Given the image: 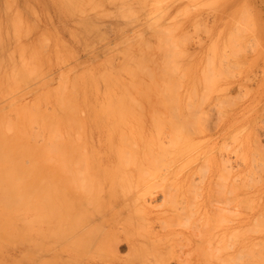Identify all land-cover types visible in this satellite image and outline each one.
Listing matches in <instances>:
<instances>
[{
  "label": "rangeland",
  "instance_id": "1",
  "mask_svg": "<svg viewBox=\"0 0 264 264\" xmlns=\"http://www.w3.org/2000/svg\"><path fill=\"white\" fill-rule=\"evenodd\" d=\"M263 113L264 0H0V264L43 263L44 257H40L41 251L35 247L36 227L29 221L33 219L30 218L33 202L37 196H47L52 183L57 186L63 184L61 187H65V192L56 186L63 190L62 195L65 196L68 190L72 197H79L74 198L80 203L75 199H72L74 203L70 201L73 205L77 203L75 209H81L79 206L88 197L90 201L92 196L97 197L95 195L110 199L107 203L112 205L105 211L106 218L111 217V220L98 229H101V234L113 236L114 239H105L107 241L122 240L117 256L121 257L120 260L128 255V241L145 244L146 239H155V242L161 239L159 243L153 242L156 258H165L170 254L183 264H264V253H261L262 259L258 257L262 262L257 257L258 260H249L247 255L246 260L235 258L239 251L237 246L242 241L239 242V231L245 226H255L253 222L254 225L251 222L247 225L246 220L247 217L251 220L257 208L253 204H260L261 198H264L260 195V191H264V185L261 187L264 182L259 181L260 175L264 177L263 166L262 169L259 167L261 173L256 170L258 177L252 170L258 169L255 168L256 163H252L255 160L248 162L255 158L261 161L259 166L264 165V159L259 158L264 151L259 150L255 155L252 153L255 150L251 152L254 133L261 132V128L264 130V122L261 121ZM248 142L252 143L249 145ZM253 147L255 149L256 145ZM258 152L262 153L259 155ZM122 153H127L124 154V161ZM243 153L246 156L252 153L250 156L255 157L249 156L250 159ZM62 156L67 163L62 162ZM241 156L245 157L247 164L244 158V163L240 164ZM242 165L247 168L244 170ZM95 166L98 167L95 169ZM249 166H252L251 169ZM75 167H79L76 172ZM66 169L73 171L67 172L66 176ZM247 169L255 174L252 178H260H255L258 184H254L259 194H251L254 189L251 192L250 187L253 186L249 187L251 193L246 192L245 185L253 183L252 179H246V174H249ZM243 170L247 173L239 175ZM80 172L83 177L77 175ZM73 173L78 178H75L79 182L78 193L77 183L71 176ZM234 177L239 180L238 184L249 183L240 186ZM220 178L222 181L219 183L224 181L221 187L215 185L219 184L215 179ZM231 178H234L236 185L233 184V189L237 192L231 191ZM189 180L193 182L188 186ZM203 184H209L205 187L206 192ZM198 185L202 186L201 190ZM87 186L91 189H88L89 194L84 193ZM165 187L167 191L162 189ZM71 188L77 194L71 192ZM174 190L178 194L173 193ZM144 191L145 194L142 193ZM161 191H171L172 195L165 193L166 197ZM69 196L63 198L68 200ZM170 196L174 200L183 196V200L177 198V203H169L173 199ZM242 196L247 198L248 205L251 202L247 201L255 196V200L252 199L255 203L251 205L252 209L255 208L253 211L251 208L249 211L248 208L242 209L244 200L238 210ZM164 197L169 198L166 200ZM233 197L235 199L232 200ZM220 198L227 201L226 205L230 201V205L227 207L224 202L220 203ZM188 199L192 204L190 208ZM92 202L88 203L94 205ZM98 202L95 204L98 206L97 213L100 208ZM84 204V208L91 209ZM68 205L64 207L68 209ZM177 205L182 206L180 210ZM183 205L188 207L184 206L189 209L184 212L189 215L182 212ZM217 206L225 208L223 213ZM137 207L143 212L136 213ZM94 209L90 210V214H97ZM216 209L224 219L221 216L216 218L217 214L213 216ZM69 210L68 224L78 218V222L82 223L81 218L87 217L81 212L82 217L70 213V218ZM175 210H179L178 214ZM241 210L252 211L251 216L248 212L240 213ZM239 213L244 217H240ZM173 218L175 220H171ZM177 218L181 219L180 222ZM26 220H29L28 223ZM65 221L68 222L67 219ZM165 221L171 229H165ZM98 222L95 224L98 225ZM180 223L182 225H178ZM188 223L191 224L188 226ZM67 228L64 235L70 230L67 231ZM84 228L86 225L79 228V232L71 229L75 234L78 232V237L86 231L82 230ZM260 228L251 230L254 238L258 235L254 230L260 231ZM250 230L246 228V231ZM246 233L244 236L249 235L248 238H242V235L241 239L253 242L252 232ZM57 235H51V239H58ZM93 240L64 239V251L53 262L84 264L93 256L94 247H90ZM71 241L73 246L69 245ZM149 244L143 247H151ZM54 245H51L53 249L59 247V244ZM223 245L226 250H223ZM218 246L222 247V252ZM143 251L141 255H145ZM233 252L236 253L232 256ZM147 255L145 264L151 259L148 260L150 255ZM107 256L104 258H113L111 254ZM141 258L133 264H140ZM146 258L143 257L144 260Z\"/></svg>",
  "mask_w": 264,
  "mask_h": 264
},
{
  "label": "bare ground",
  "instance_id": "2",
  "mask_svg": "<svg viewBox=\"0 0 264 264\" xmlns=\"http://www.w3.org/2000/svg\"><path fill=\"white\" fill-rule=\"evenodd\" d=\"M113 1H115V0H113ZM69 5H70V4H69ZM70 7H71V6H70ZM72 7L74 8V6H72ZM75 11H76V10H75ZM259 114H260V113H259ZM263 114H264V113H263ZM261 115H262V114H261ZM259 116H260V115H259ZM261 117H262V116H261ZM263 117H264V116H263ZM263 117H262V118H263ZM259 118H260V117H259ZM260 120H261V119H260ZM261 121L264 122V119L261 120ZM259 131H260V129H259ZM257 132H258V131H257ZM254 135H255V141H252L254 144L251 146L253 149L250 148L249 150L252 149L251 152L255 150V153L252 152V153L255 155V154L257 153V151H259V150H260V151H264V130H262V128H261V132H258V133H256V134L254 133ZM254 135H253V136H254ZM179 136H180V135H179ZM181 137H182V136H181ZM177 138H178V137H177ZM248 138H249V137H248ZM180 139H181V138H180ZM252 139H253V138L251 137V140H252ZM253 140H254V139H253ZM249 142H250V141H249ZM249 142H248V144H249ZM252 142H251V143H252ZM251 143H250V144H251ZM250 144H249V145H250ZM255 145H256L257 150H256V148L254 149V147H253V146H255ZM66 146H67V145H66ZM245 146H247V144H246ZM245 146H243V147L245 148ZM249 147H250V146H248V148H249ZM65 148H67V147H65ZM244 148H243V149H244ZM68 149H69V147H68ZM68 149H66L67 152H68ZM51 150H52V149H51ZM51 150H49V153H50ZM54 150L56 151V149H54ZM70 150H72V149H70ZM244 150H246V149H244ZM63 151H64V150H63ZM247 151H248V150H247ZM247 151H246V152H247ZM60 152H61V150H60ZM64 152H65V151H64ZM64 152H63V153H64ZM69 152H70V151H69ZM71 152H72V151H71ZM140 152H141V151H140ZM241 152H242V151H241ZM248 152H249V151H248ZM248 152H247V153H248ZM239 153H240V152H239ZM244 153H245V152H244ZM244 153H243V155H244L245 157H249L250 154H252V153H250V154H247V153H246V154L248 155V156H246ZM260 153H262V152H260ZM260 153L258 152L259 155H260ZM46 154H47V153H46ZM55 154L57 155V153H55ZM66 154H67V153H66ZM71 154H73V152H72ZM122 154H123V153H122ZM122 154H121V155H122ZM124 154H127V153H124ZM124 154H123V156H122V157H123V159H122L123 161H124V157H125ZM262 154H263V155H262ZM262 154H261L262 157H261V156L259 157V155H258V157L261 158V159H262V158L264 159V153H262ZM50 155H51V154H50ZM143 155H144V154H143ZM240 155H241V154H240ZM254 155H251L252 157H251V156H250V157H251V158H254V157H255ZM70 156H71V155H70ZM137 156H138V155H137ZM139 156H140V155H139ZM244 156H241L242 159H241V157L239 158V160L241 159V161H242V162L240 161V164H243V163H244V162H243V158H244V161H246ZM253 156H254V157H253ZM256 156H257V155H256ZM58 157H59V156H58ZM60 157H61V156H60ZM62 157H63V156H62ZM79 157H80V156H79ZM141 157H142V154H141ZM148 157H149V156H148ZM250 157H249V158H250ZM47 158H48V156H47ZM63 158H64V157H63ZM63 158H62V159H63ZM81 158H82V157H81ZM119 158H120V157H119ZM126 158H128V157L126 156ZM251 158H250V159H251ZM59 159H60V158H59ZM65 159H66V158H64L63 161H62V160H60V161H62V162H66ZM71 159L73 160L72 157H71ZM74 159L77 160V158H74ZM78 159H79V158H78ZM130 159H131V158H130ZM146 159H147V158H146ZM263 159H262V161H263ZM68 160H69V159H68ZM68 160H67V161H68ZM76 160H74V161L76 162ZM80 160H81V159H80ZM127 160L129 161V159H126L125 161H127ZM141 160H142V159H141ZM252 160H253V161L255 160L254 162H252L253 164L256 163V164H255V168H256V167L258 168V169H254V168H252V170H254V173L256 172V170H257V172L260 171L259 167H261V169H262V166H263V169H264V165L259 166V165H260V162H261L259 159H255V158H254V159H251V160L248 161V162H251ZM258 160H259V162L257 163ZM72 162H73V161H72ZM72 162H71V163H72ZM75 162H74V163H75ZM77 162H78V161H77ZM121 162H122V161H121ZM66 163H67V162H66ZM66 163H65V164H66ZM71 163H70V164L68 163V164L71 165ZM74 163H72V164H74ZM94 163H95V162H94ZM94 163H93V164H94ZM96 163H97V162H96ZM129 163H131V162L129 161ZM129 163H128V164H129ZM147 163H148V162H147ZM156 163H157V162H156ZM252 163H251V164H252ZM75 164H76V163H75ZM80 164H82V163H80ZM85 164H86V163H85ZM90 164L92 165V163H90ZM119 164H120V163H119ZM119 164H118V165H119ZM132 164H133V162H132ZM152 164H153V163H152ZM246 164H247V161H246ZM257 164H258V165H257ZM263 164H264V161H263ZM63 165H64V164H63ZM69 165H68V166H69ZM77 165H78V164H77ZM82 165H83V164H82ZM124 165H125V164H124ZM126 165H127V163H126ZM126 165H125V166H126ZM248 165H249V163H248ZM68 166H66V167H68ZM71 166L73 167V165H71ZM93 166H94V165H93ZM134 166H135V164H134ZM239 166H240V165H239ZM242 166H243V165H242ZM79 167H80V166H79ZM79 167H75L74 170H75V169H79ZM86 167H87V166H84V168H86ZM97 167H98V166H95V169H96ZM131 167H132V166H131ZM136 167H137V166H136ZM138 167H139V166H138ZM243 167H244V166H243ZM251 167H252V166H249V169H251ZM62 168H63V166H62ZM64 168H65V167H64ZM139 168H140V167H139ZM141 168H142V167H141ZM241 168H242V167H241ZM246 168H247V166H246ZM246 168L244 167V170H245ZM67 169H68V168H67ZM67 169H66V176H67V172H70V171H68ZM72 169H73V168H72ZM98 169H99V168H98ZM63 170H64V169H63ZM93 170H94V169H93ZM127 170H128V169H127ZM138 170H139V169H138ZM244 170H243L242 172H239V175L242 174V173L246 174V173L248 172V173L250 174V173L253 172V171H251V170H250L251 172H249L248 169H247V170H248L247 172L244 171ZM258 170H259V171H258ZM72 171H73V170H72ZM72 171H71V172H72ZM87 171H88V170H87ZM90 171H92V170L90 169ZM94 171H95V170H94ZM97 171H99V170H97ZM139 171H140V170H139ZM139 171H138V172H139ZM63 172H64V171H63ZM71 172H70V173H71ZM74 172H76V170H75ZM111 172H112V171H111ZM257 172H256V173H257ZM83 173H84V172H83ZM98 173H99V172H98ZM130 173L133 174V172H130ZM256 173H255V174H256ZM260 173H261V171H260ZM263 173H264V172H263ZM63 174H64V173H63ZM73 174H74V173H73ZM73 174H72L71 176H74V181L77 183V185H76V184H75V185H76V187H78V189L76 190L77 193H78V190H79L78 183H79V182L76 181V179L78 180V178H76L77 176L75 177V174H74V175H73ZM79 174H80V175H79ZM132 174H131V175H132ZM249 174H246L249 178H248L246 175H243V176H244V178L247 177L246 179H248V180H249V179H252V180H250L251 182H253L252 185H251V183H249V182H247V183H249L250 185H248L247 183H244V182L242 183L243 185H242V184H238L237 181H239V180H236V178H235L236 176L234 177L235 180H236L235 182H237L238 185H240V186H244V184H247V185H245V186L248 187V188H247V187L245 188L246 190H248V191H246L247 193H248V192L251 193V192L253 191V189H254V187H255V186H254L255 182H256V184H258V183H257V180L255 181V178H258V177H259L258 173H257V176H258V177H255V178H252V177L255 176V174L252 173L253 176L250 174V175H251V178H250V175H249ZM68 175H69V174H68ZM77 175L83 177V174H81V172H80V173H77ZM122 175H124V174H122ZM131 175H130V176H131ZM133 175H134V174H133ZM263 175H264V174H262V176H263ZM91 176H92V175H91ZM243 176H242V178H243ZM95 177H98V176H95ZM122 177H124V176H122ZM125 177H126V175H125ZM134 177H135V175H134ZM134 177H133V178H134ZM219 177H223V176H219ZM237 177H239V176H237ZM66 178H67V177H66ZM68 178H70V177H68ZM68 178H67V179H68ZM75 178H76V179H75ZM91 178H92V177H91ZM98 178H99V177H98ZM138 178H139V176H138ZM138 178H136V179L138 180ZM216 178H218V177H216ZM227 178L229 179V177H227ZM234 178H231V179H233V181L231 180V182H229V183H230L229 185H230V186H233V187H230V188H231V191L235 190V191L237 192L236 189H233V188L235 187V186L233 185V184H235V182H234ZM242 178L240 177V180H241ZM260 178H261V179H260ZM260 178H258V180L260 179L259 181H260L261 183H263L264 181H262V179L264 180V177L262 178L261 175H260ZM50 179H51V178H50ZM80 179H81V177H80ZM80 179H79V180H80ZM103 179H104V176H103ZM108 179H109V178H108ZM124 179H125V178H124ZM134 179H135V178H134ZM134 179H133V180H134ZM218 179H219V178H218ZM218 179H215V180H217V182H218V181H219V182L222 181L221 178H220V180H218ZM47 180H48V179H47ZM57 180H58V179H57ZM65 180H66V179H65ZM69 180H70V179H69ZM97 180H99V179H97ZM186 180H187V179H186ZM186 180H185V181H186ZM190 180H191V179H190ZM190 180H189V182H188V186H189V184L191 185V182L195 181V179H194V180L192 179L193 181H190ZM204 180H205V179H204ZM204 180H203V182H204ZM223 180H225V177L223 178ZM226 180H227V179H226ZM243 180H244V179H243ZM248 180H247V181H248ZM253 180H254V181H253ZM66 181H67V180H66ZM71 181H72V179H71ZM94 181H95V180H94ZM127 181H128V180H127ZM135 181H136V180H135ZM140 181H141V180H140ZM148 181H150V179H148ZM196 181H197V180H196ZM199 181H200V180H198V182H199ZM208 181H209V178H208ZM211 181H212V180H211ZM211 181H210V182H211ZM227 181H228V180H227ZM229 181H230V179H229ZM244 181L246 182V180H244ZM58 182H60V181H58ZM96 182H98V181H96ZM132 182H133V181H132ZM136 182H138V181H136ZM142 182H143V181H142ZM166 182H167V181H166ZM203 182L201 181L200 183L202 184ZM212 182H213V181H212ZM215 182H216V181H215ZM215 182H214V183H215ZM219 182H218V183H219ZM223 182H224V181H223ZM223 182H221V183H219V184L215 183V185L221 187V185L223 184ZM232 182H233V183H232ZM34 183H35V182H34ZM48 183H49V182H48ZM90 183H91V186H92L93 180H92ZM94 183H95V182H94ZM127 183L129 184V182H127ZM144 183H145V182H144ZM175 183H176V182H175ZM184 183H185V182H183V186H184ZM196 183H197V182H196ZM196 183H195V184H196ZM205 183H207V181H206ZM231 183H232V185H231ZM59 184H60V183H59ZM67 184H68V183H67ZM67 184L65 185L66 187H67ZM69 184H72V183H70V181H69ZM140 184H141V183H140ZM142 184H143V183H142ZM164 184H165V183H164ZM212 184H213V183H212ZM212 184H211V185H212ZM220 184H221V185H220ZM256 184H255V185H256ZM34 185H35V184H34ZM53 185H54V188H53ZM62 185H63V184H62ZM62 185H60V186L58 185V186L61 187ZM94 185H97V183H95ZM94 185H93V187H94ZM100 185H101V184H100ZM148 185H149V184H148ZM152 185H154V184H152ZM160 185H161V184H160ZM162 185H163V184H162ZM203 185H204V191H205V187H207V185H209V184H207V185L203 184ZM215 185L213 184V186H215ZM225 185H226V184L224 183L223 187H224ZM235 185H236V184H235ZM262 185H264V183L261 184V187H262ZM35 186H36V185H35ZM49 186H50V184H49ZM56 186H57V185H55V184L52 183L51 188H49L50 192L47 191V192H48V193H47L48 195L46 194L47 196H44L45 198H44V197H41V198H43L42 200H40L41 198H38V196H37L36 199L34 198V199H35V202H33L34 204H33V206H32V212H31L32 214L30 215V216H32V217H30V218H31V219L33 218L32 220H34V221L30 220V218H29L30 221H29V220H26L27 223H28V221H29L30 223L33 222V224H34L35 227H36V229H35V230H36V232H35V233H36V236L34 237V238H35V239H34V240H35V247H36L37 250H39V252H40V251L42 252V253H41V252L39 253V254L41 255V256L39 255L40 257H42V256L44 257V260H43V263H42V264H55V262H53V260H55L54 258L58 257V255L60 256V254L64 251V250H63V245L65 244L64 239H71V238H74V239H75V238H76V239H86V238H88V239H94V240L91 242V245H90V247H94V248H93V251H94V252H93V256L90 257V259H87L86 261H84V264H133V263H135V262L140 261V256L142 257V258H141L142 261L139 262V263H140V264H145L144 262H147V258L145 257V255H147V253H149V252H150V253H149L150 256H149V255H147V256H149L148 260L151 258V259H150L151 261L149 260L147 264H175V261H177V264H183V263H182L183 261L175 260V259L173 258V255H170V254H168V256L165 257V258L162 257V256H160V257H158V258H156L157 256L155 257V255H154L155 243H156V242L159 243V240H161V239H156V242L154 241L155 239H146V241H145V239H143L146 243H148V244L150 243L149 245H151V247L148 245V246H149V248L147 247L148 249H147V248H144V247H146V245H145L146 243H145V244H143V243L139 244V242H136V243H138V244H136V243H131V242L128 241V255L125 256V258L123 257V258H124L123 260H120L121 257L118 258L117 256H118V253H119V252H118V250H119V248H120L119 246L121 245L122 240H118V239H116L117 241H116V240L107 241V240H105V239H114L113 236H112L111 234H107V233H102V234H101V233H100L101 229H98V228H100V227H103V226L107 225V223L110 222V220H111V219H110L111 217H110L109 219L106 218V212H107V211H105L106 208H109L108 206L112 205V203H111V204L107 203L110 199L107 200L105 197H103V195H99L100 198H99V202H98V199H97V198H98L99 196H98V195H95V196H97V197L94 198V196H92V197H91V200L93 201V199H95V201H96V199H97V201H96V202H95V201L92 202V201H90V199H89V197H88L89 195H88V196H85V195H86V194H85L84 196H85V197H88V200L84 197V198H85V201H84V202H85L86 206H88V208L94 209V207H95L94 212H96V210L98 209V208H97L98 206L96 207L95 204H97V202L99 203V206H100L99 211H98V213L96 212L97 214L94 215V214H90V210H91V209L88 210L87 208H84V207H83V203H84L83 201H82L83 203L81 204L82 206H79L80 208H81V207H82V208H81V209H77V208L75 209V205H77V203H80V202H78V199H75V198H79V197H76V196H74L75 198L72 197V196L68 193V190L66 191L65 196H64V195H62V194H63V190H62V189H64L65 187L63 186L64 188L61 187L62 189H61V188H60V189H57L58 186H57V187H56ZM68 186H69V185H68ZM83 186H86V185H83ZM88 186L90 187V184H88ZM88 186H87V189L85 188L84 193H85V192L87 193V192H89V191L91 190V189H89ZM124 186H126V185H124ZM130 186H131V185H130ZM135 186H136V185H135ZM150 186H151V185H150ZM167 186H168V185H167ZM167 186H166V187H167ZM172 186H173V185H170L169 187H172ZM198 186H199V185H198ZM200 186H201V185H200ZM200 186H199V188H200ZM250 186H253V187H250ZM256 186H257V185H256ZM70 187H72V186H70ZM73 187H75V186H73ZM95 187H96V186H95ZM98 187H99V184H98ZM140 187H141V186H140ZM148 187H149V186H148ZM154 187H155V186H154ZM159 187H160V186H159ZM166 187H165V188H162V189H166ZM176 187H178V184H177ZM176 187H175L174 189H176ZM225 187H227V186H225ZM225 187H224V188H225ZM236 187H237V186H236ZM238 187H239V186H238ZM249 187L252 188V190H251ZM34 188H35V187H34ZM34 188H32V189L34 190ZM44 188H45V187H44ZM44 188H43V189H44ZM47 188H48V186H47ZM52 188H53V189H52ZM80 188H81V187H80ZM82 188H83V187H82ZM90 188H91V187H90ZM96 188H97V187H96ZM100 188H101V187H100ZM128 188H130V187L128 186ZM145 188H146V187H145ZM157 188H158V187H157ZM181 188H182V187H181ZM199 188H198V190H199ZM201 188H202V186H201ZM201 188H200V190H201ZM212 188H213V187H212ZM212 188H211V190H212ZM255 188H256V187H255ZM263 188H264V186H263ZM56 189H57V190H60L62 193H61V194H59L60 192L57 193V190H56ZM73 189H74V188H73ZM88 189H89V191H88ZM94 189H95V188H94ZM101 189H103V188H101ZM101 189H96V190L100 191ZM124 189H125V187H124ZM135 189L137 190V188H135ZM218 189H219V188L217 187V190H218ZM225 189H226V188H225ZM242 189H243V188H242ZM256 189H257V188H256ZM261 189H262V188H261ZM261 189H259L258 191H260ZM35 190H36V189H35ZM69 190H70V189H69ZM71 190H72V188H71ZM71 190H70V191H71ZM74 190H75V189H74ZM86 190H87V191H86ZM125 190H127V188H126ZM129 190H130V189H129ZM136 190H135V192H137L138 190H140V188H139L137 191H136ZM145 190H146V189H145ZM169 190H170V189H169ZM171 190H172V189H171ZM176 190H177V192H180V191H178V189H176ZM181 190H182V189H181ZM200 190H199V191H200ZM213 190H214V189H213ZM217 190H216V191H217ZM249 190H251V192H250ZM20 191H21V190H20ZM94 191H95V190H94ZM98 191H97V192H98ZM123 191H124V190H123ZM131 191H132V190H131ZM148 191H149V190H148ZM154 191H155V190H154ZM163 191H165V190H163ZM166 191H167V189H166ZM202 191H203V189H202ZM208 191H209V193H210V190H208ZM220 191L222 192V189H220ZM220 191H219V192H220ZM228 191H229V192H228ZM235 191L232 192V193H234L235 195L238 196L239 193L236 194ZM33 192H35V191H33ZM64 192H65V189H64ZM71 192H73V190H72ZM81 192H83V191L81 190ZM92 192H93V189H92ZM92 192H91V193H92ZM101 192H102V191H101ZM149 192H150V191H149ZM149 192H147V194H148ZM161 192H162V191H161ZM170 192H171V191H170ZM170 192H169V193L167 192V193H168L169 195H172V193L170 194ZM177 192L174 190L173 193H177ZM205 192H206V191H205ZM213 192H214V191H213ZM221 192H220V193H221ZM226 192L231 193L230 190H227ZM238 192H239V190H238ZM243 192H244V190H243ZM253 192H254V193H253ZM253 192H252L251 194H255V193L257 192V190L255 191V189H254ZM260 192L263 193V194L260 193V195H262V197H263V195H264V191L262 192V190H261ZM43 193H44V190H43ZM73 193H74V194H77V193H75V192H73ZM79 193H80V192H79ZM95 193H96V192H95ZM125 193H126V192H125ZM142 193L145 194V191L142 192ZM158 193H159V192H158ZM162 193L165 194L166 192H162ZM167 193H166V194H167ZM198 193H199V192L196 191V194H198ZM200 193H201V192H200ZM200 193H199V194H200ZM202 193H203V192H202ZM209 193H208V194H209ZM214 193H215V192H214ZM232 193H231V194H232ZM247 193H245V197H247V196H246ZM40 194H41V192H40ZM66 194H69L70 196H69V195H67V196H69V197H71V198L68 197V200H67V198H66V200H65L64 198L67 197ZM87 194H89V193H87ZM108 194H109V193H108ZM108 194H107V195H108ZM127 194H129V193H127ZM164 194H162V195L164 196ZM166 194H165V196L167 197ZM177 194H178V193H177ZM211 194H212V192H211ZM221 194H224V192L221 193ZM257 194H259V193L257 192ZM37 195H38V193H37ZM42 195H43V194H42ZM81 195H82V193H81ZM81 195H80V196H81ZM91 195H93V194H91ZM91 195H90V196H91ZM137 195H138V194H137ZM140 195H141V193H140ZM150 195H151V193H150ZM154 195H157V194H154ZM175 195H176V194H175ZM175 195H173V196H175ZM200 195H201V194H200ZM215 195H216V193H215ZM229 195H230V194H229ZM235 195H233V196H235ZM239 195H240V194H239ZM249 195H250V194H248V196H249ZM260 195L258 196V198L261 197ZM126 196H127V195H126ZM135 196H136V195H135ZM146 196H147V195H146ZM173 196H172V197L170 196V198H173V199L169 200V203H170V201H172V202H173V201L176 202L175 200H176L177 198H179V197H177V198H175V200H174V197H173ZM202 196H203V195H202ZM206 196H207V195H206ZM218 196H219V193H218ZM218 196H217L216 198H218ZM221 196H223V195H221ZM231 196H232V195H231ZM231 196H230V199H231ZM34 197H36V196H34ZM61 197H62V198H61ZM63 197H64V198H63ZM124 197H125V194H124ZM137 197H138V196H137ZM141 197H142V195H141ZM141 197L139 196V198H141ZM144 197H145V196L143 195V198H144ZM166 197H164V198L167 200L169 197H168V198H166ZM182 197H183V196H182ZM182 197H181V198H182ZM245 197H244V198H245ZM251 197H253V196H251ZM251 197H250V198H251ZM31 198H33V197L31 196ZM109 198H110V197H109ZM164 198H162L163 201H166V200H164ZM181 198H179V199L181 200ZM212 198H213V197H212ZM226 198H227V196H226ZM242 198H243V196H242ZM244 198L241 199L242 203H240L241 201H239V205H237V207H240V208H238V210L241 209V206H242V204H243V200H244V204L246 203V199H247V198H245V199H244ZM253 198H255V196H254ZM253 198H251L250 201H247L248 203L251 202V203L249 204L250 206H249L247 203H246L245 205H248V206H245V205L243 204V206H242V209H243V210H245L246 208H248V211L250 210V208L252 209L251 205H252L253 203H255V202L252 201ZM256 198H257V197H256ZM34 199H33V201H34ZM72 199H75V200H76L77 203H75V205L72 204V203H74V201H73ZM122 199H124V198L122 197ZM125 199H126V198H125ZM125 199H124V200H125ZM134 199H135V197H134ZM152 199H153V198H152ZM210 199H211V197H210ZM227 199L229 200V197H228ZM233 199H235V198L233 197L232 200H233ZM238 199H239V198H238ZM261 199H262V201H261V203L259 202L260 204H257L258 206L255 205V204H253V205L256 206L257 208H256V210H254V211H253V209H255V208L252 209V211H253V215H252V216L250 215V212H252V211H250V212L247 211V212L249 213L248 216L250 215V216L252 217V218L250 217L251 220H249L248 217L246 216V217H247V220H246V219H245V220L247 221L248 224H247V223H244L245 221H244V222L242 221L244 224H247V225H249L250 222H251V223L253 222V223L255 224V226H252V225L249 226V227H248V226H245V228H241L242 230L239 228V229L241 230V231H239L240 236L243 235L242 238L246 237V236H247L246 234H249V233H251V232H252V234H253V231H251V230L256 229V227H259V228H260V227H262V226L264 225V198H261ZM62 200H63V201H62ZM71 200H72V201H71ZM82 200H84V199H82ZM86 200H87L89 203H91V202H92V204L94 203V205L89 204ZM124 200H122V201H124ZM145 200H146V199H145ZM182 200H183V198H182ZM218 200H219V199H217V202H218ZM221 200H222V199L220 198V203H221V202H224V204L226 205V202H227V201H224V200L221 201ZM236 200H237V198H236ZM236 200H234V201H236ZM239 200H240V199H239ZM248 200H249V199H248ZM253 200H255V199H253ZM258 200L260 201V199H258ZM31 201H32V200H31ZM61 201H62V202H61ZM66 201H68V203L71 205V207H72V205H73V207H72V211H73V212L70 211L71 209L69 210V208H71V207H70V205H68V203H67ZM70 201H71L72 203H70ZM132 201H134V200H132ZM132 201H131V202H132ZM135 201H136V200H135ZM137 201H138V200H137ZM65 202H66L67 204H66ZM166 202L168 203V201H166ZM178 202H179V201H178ZM187 202H189V199H188ZM87 203H88V204H87ZM164 203H165V202H164ZM176 203H177V202H176ZM180 203H181V202H180ZM189 203H190V202H189ZM218 203H219V202H218ZM220 203H219V204H220ZM228 203H230V201H229ZM228 203H227V205L229 206L230 204H228ZM30 204H31V202H30ZM63 204H64V205H63ZM85 204H84V205H85ZM123 204H124V203H123ZM123 204H121V205H123ZM127 204H128V202H127ZM127 204H126V206H129V205H130V203H129V205H127ZM132 204H133V203H132ZM165 204H166V203H165ZM172 204H173V203H172ZM183 204H185L184 201H183ZM224 204H222L223 207H225ZM67 205L69 206L68 209L66 208ZM89 205H91V206H89ZM135 205H136V204H135ZM140 205H141V204H139L138 206L140 207ZM167 205H168V204H167ZM180 205H182V203H181ZM180 205H177V206H180ZM190 205H192V204L190 203V204L188 205V207H189ZM202 205H203V204H202ZM217 205H218V204H217ZM227 205H226V206H227ZM253 205H252V206H253ZM64 206H66V207H64ZM124 206H125V205H124ZM172 206H173V205H172ZM174 206H175V205H174ZM184 206H185V205H183V207H184ZM220 206H221V205H220ZM228 206H227V207H228ZM244 206H245V208H243ZM79 207H78V208H79ZM121 207H122V206H121ZM142 207H143V206H142ZM165 207H166V206H165ZM181 207H182V206H180L179 210L181 209ZM185 207H186V206H185ZM185 207H184V209H182V210H183L182 212H184V210H189V209H185ZM188 207H186V208H188ZM196 207H197V206H196ZM211 207H212V206H211ZM217 207H218V206H217ZM227 207H226V209H227ZM237 207H236V205H235V208H237ZM73 208H74V210H73ZM83 208H84V209H83ZM124 208H125V207H124ZM126 208H127V207H126ZM189 208H190V207H189ZM193 208H194V207H193ZM193 208H192V209H193ZM231 208H233V207H231ZM235 208H233V209H235ZM58 209H59V212H58ZM65 209L69 210V214H70V213H74V215L77 214L76 216L80 215V217H82V216H86L85 214H87V217H83V218H81V219L83 220L82 223H81V222H78V221H80L79 218H78L79 216L77 217L78 219H76L77 221L74 219V220H75L74 223L77 222V223L75 224L76 227H77V228H76L75 225H74V223H73V221H70L71 223L68 224V223H69V219H68L69 217H68V215H67V214H68V213H67L68 211L65 210ZM82 209H83V210H82ZM110 209H112V207H111ZM110 209H107V210L109 211ZM122 209H123V208H122ZM136 209H137L136 213H137V212H141V211L138 209V207H137ZM143 209H144V208H143ZM143 209H142V210H143ZM164 209H165V208H164ZM175 209H176V208H175ZM194 209H197V210H198V208H194ZM214 209H215V207H214ZM221 209H222V207H218V210H219V211H220ZM223 209H225V208H223ZM223 209H222V213H223ZM76 210H79L80 213H79L78 211H76ZM85 210H86V211H85ZM87 210H88V211H87ZM133 210H134V209H133ZM138 210H139V211H138ZM166 210H167V207H166ZM179 210H178V211H179ZM218 210L216 209V213H215L213 216L216 217L215 215L217 214L218 217H216V218L220 219L219 216H221L222 213H221V214H219L220 212L217 213ZM231 210H232V209H231ZM231 210H230V211H231ZM243 210H241V211H243ZM246 210H247V209H246ZM104 211H105V212H104ZM134 211H135V210H134ZM134 211H133V212H134ZM172 211H173V210H172ZM175 211H176V210H175ZM178 211H176V213H177ZM191 211H192V210H191ZM212 211L215 212V210H213V209H212ZM212 211H211V212H212ZM241 211H240V213H244V212H245V211H243V212H241ZM57 212H58V213L61 212V213L58 214ZM65 212H66V213H65ZM75 212H77V213H75ZM81 212H82V214H83L82 216H81ZM83 212H84V213H83ZM142 212H143V211H142ZM142 212H141V213H142ZM165 212H166V211H165ZM170 212H171V210H170ZM187 212H188V211H187ZM193 212L195 213L196 210L193 211ZM193 212H191V215H192V216L194 215V214H192ZM198 212H199V211H198ZM214 212H213V213H214ZM247 212H245V214H247ZM88 213H89V214H88ZM102 213H103V214H102ZM172 213H173V212H172ZM205 213H206V212H205ZM224 213H225V210H224ZM240 213H239V215H240V217H242L243 215L241 216ZM173 214H174V213H173ZM177 214H178V213H177ZM177 214H174V215H177ZM181 214L183 215V213H181ZM181 214H180V216H181ZM184 214H185V215H186V214L189 215L190 213H186V212H184ZM210 214H211V213H210ZM99 215H102V216L100 217ZM167 215H168V217H169V215H171V214L169 213V214H167ZM65 216H66V218H65ZM69 216H70V218H71L72 214H70ZM76 216H73V218L76 217ZM194 216H195V215H194ZM144 217H145V216H144ZM168 217H166V219H167ZM170 217H172V216H170ZM177 217H178V215H177ZM182 217H183V216H182ZM182 217H181V219H182ZM185 217H186V216H185ZM204 217H205V216H204ZM206 217H207V214H206ZM240 217H239V218H240ZM243 217H244V216H243ZM246 217H245V218H246ZM187 218H188V216H187ZM193 218H194V217H193ZM221 218L224 219L225 217L223 218V216H221ZM65 219H67V221H68L67 223H66ZM84 219H85V220H84ZM177 219H178V218H177ZM177 219H176V221H177ZM181 219L179 218L177 222H180L179 220H181ZM188 219H189V218H188ZM241 219H242V218H241ZM98 220L100 221V223L98 222L99 224L96 225L95 223H96V221H98ZM161 220H162V219H161ZM161 220H159V221H161ZM167 220H169V218H168ZM171 220H175V219L173 218V219H171ZM184 220H185V219H184ZM189 220H191V218H190ZM221 221H222V220H221ZM239 221H240V220H239ZM64 222H65V227H64ZM84 222H85V224H84ZM162 222H164V220H162ZM165 222H166V221H165ZM168 222H169V221H168ZM170 222H172V221H170ZM177 222L175 223L176 225H177ZM186 222H187V219H186V221H184V223H186ZM242 222H241V223H242ZM30 223H29V224H30ZM172 223L174 224V222H172ZM182 223H183V222H182ZM182 223H180V224H178V225H182ZM184 223H183V224H184ZM239 223H240V222H239ZM241 223H240V224H241ZM253 223H252V224H253ZM24 224H25V222H24ZM66 224H67L69 227H70V225H71V227L69 228V227L67 226V227H68V228H67V227H66ZM77 224H79V225H78L79 227L77 226ZM82 224L86 225V228H87V227H89V228H88V229H86V228L82 229L83 231H84V230H86V231H84L83 233H81V235H79V236L77 235L78 237H76V234L79 232L78 229L84 227V225L82 226ZM150 224H151V223H150ZM162 224H163V223H162ZM189 224H191V223H188V226H189ZM254 224H253V225H254ZM259 224H260V225H259ZM34 225H33V227H34ZM61 225H62L63 227H62ZM80 225H81V226H80ZM165 225H166V226H165L166 228H165V227H163V228H165V229L168 230V228H170V227H167V226H169L168 223L166 222ZM184 225H185V224H184ZM198 225H199V224H198ZM242 225H243V224H242ZM242 225H240V227H241ZM258 225H259V226H258ZM30 226H32V225H30ZM57 226H58V228H57ZM73 226H74V227H73ZM162 226H164V225H162ZM170 226L172 227L173 225L171 224ZM174 226H175V225H174ZM237 226H238V225H237ZM186 227H187V226H186ZM242 227H244V226H242ZM250 227H252L251 230H250ZM61 228H62V229H61ZM64 228H65V230H63ZM66 228H67V231H68V229H70V230H69L68 232H66V234L64 235V232L66 231ZM71 228H73L74 230H77L78 232L76 231L77 233L75 234L74 230L72 231ZM75 228H76V229H75ZM163 228H162V230H163ZM217 228H218V227H217ZM221 228H222V227H221ZM246 228H247L248 230H250V232L246 231ZM263 228H264V226H263ZM263 228H262V229H263ZM28 229H31V228H28ZM33 229H34V228H33ZM55 229H56V233H55ZM58 229H59V230H58ZM159 229H160V227H159ZM170 229H171V228H170ZM260 229H261V228H260ZM262 229H261L260 231H256L257 229L254 230L255 235H256V232H258V233H257L258 235H256V236H257L256 238L253 237L254 234L252 235V237L250 236L251 239L254 238V239H252V240H254L253 242L249 239L250 243H247V240H248V239H246V238H248L249 235H248L245 239H241V237L239 236V242H240L241 240H242L243 242H242V241H241L240 243L238 242V243H239V246H237V247H239V251H238V253L235 252L236 254H238V255H235L236 257L234 256L235 258H237V259L239 258L240 261H241L242 258L245 259V260H246V258H248L249 260H250V259H256V260H258L259 258L262 259L261 256H263V254H261V253H264V248H263L264 246H262L264 242H263V241L259 242L261 239L264 240V230H262ZM62 230H63V231H62ZM82 230H81V231H82ZM99 230H100V231H99ZM30 231H32V230H30ZM81 231H80V232H81ZM98 231H99V232H98ZM145 231H146V232H150V231H148V230H146V229H145ZM244 231H246L247 233L244 232ZM58 232H59V233L61 232V233L59 234ZM62 232H63V235H62ZM153 232H154V231H153ZM240 232H241V233H240ZM243 232L246 233V234H245L246 236H244V233H243ZM28 233H29V232H28ZM242 233H243V234H242ZM56 234L60 235V236L57 235L56 238H58V239H51L52 236L54 235V237H55ZM139 234H140V233H139ZM145 234L148 235V233H145ZM51 235H52V236H51ZM61 235L63 236V238H62ZM137 235H138V234H137ZM137 235H136V236H137ZM140 235H142V234H140ZM140 235H139V236H140ZM153 235H155V234H153ZM33 236H34V235H33ZM50 236H51V237H50ZM64 236H65V237H64ZM67 236H68V238H67ZM133 236H134V235H133ZM148 236H149V235H148ZM150 236H152V234H151ZM49 237H50V238H49ZM59 237H60V238H59ZM70 237H71V238H70ZM154 237H155V236H154ZM143 238H144V237H143ZM145 238H146V237H145ZM147 238H148V237H147ZM256 239H257V240L260 239V240H258V242L256 243V241H257ZM141 240H142V239H141ZM171 240H172V239H171ZM214 240H215V239H214ZM219 240L222 241V242L225 241V240H223V239H219ZM219 240H218L217 245L220 244V243H219V242H220ZM244 240H246V241H244ZM30 241H31V240H30ZM147 241H148V242H147ZM216 241H217V240H216ZM226 241H227V240H226ZM249 241H248V242H249ZM32 242H33V241H32ZM50 242H52L53 245L56 244V246L59 244V245H58L59 247L56 248V249H53V247H51L52 244H51ZM53 242H54V243H53ZM134 242H135V241H134ZM153 242H155V243H153ZM208 242H209V241H207V243H208ZM222 242H221V243H222ZM245 242H246V243H245ZM251 242H252V243H251ZM225 243H227V242H224V243H222V244H225ZM236 243H237V242H236ZM238 243H237V244H238ZM208 244L211 245V242H209ZM214 244H215V243H214ZM234 244H235V243H234ZM237 244H236V245H237ZM259 244H260V245H259ZM261 244H262V245H261ZM32 245H33V244H32ZM69 245H70V246H73V241H71V243H70ZM143 245H145V246L143 247ZM217 245H216V247H217ZM54 246H55V245H54ZM221 246H222V245H221ZM224 246H225V245H223V250H226V249H224ZM229 246H231V245H229ZM229 246H228V247H229ZM232 246H233V244H232ZM232 246H231V247H232ZM209 247H211V246H209ZM212 247H213V246H212ZM219 247H220V246H218V250H220V251L222 252V247H220L221 249H220ZM228 247L226 246L225 248H228ZM235 247H236V246H235ZM257 247H258V248H257ZM260 247L263 249V251H262V249H259ZM66 248H67V247H66ZM229 248H230V247H229ZM250 248H251V249H250ZM71 249H73V247H71ZM143 249H145V250L148 251V252H145V250L143 251ZM210 249H211V248H210ZM55 250H56V251H55ZM214 250H215V248H214ZM237 250H238V248H237L235 251H237ZM141 251H143V253H144L145 255H143V254L141 255ZM167 251H168V250H167ZM220 251H219V252H220ZM232 251H234V246H233ZM67 252H68V251H67ZM67 252H66V253H67ZM219 252H218V253H219ZM66 253H65V254H66ZM167 253H168V252H167ZM235 253L233 252L232 256H233ZM107 254H108L107 258L110 256V254L113 255V258H112V259H110V258L105 259L104 256H106ZM139 255H140V256H139ZM229 255L231 256L230 253H229ZM245 255H247V256H249V257H251V255H252V256H254V257L249 258V257L246 256V258H245ZM64 256H65V255H64ZM238 256H240V257H238ZM243 256H244V257H243ZM132 257H133L134 259H133ZM143 257L146 258V259H145L146 261L143 259ZM255 257H257V258L259 257V258L257 259V258H255ZM263 257H264V256H263ZM36 258H37V257H36ZM116 258H117V259H116ZM131 258H132V259H131ZM42 259H43V258H42ZM57 259H58V258H57ZM109 259H110V260H109ZM233 259H234V258H232V261H233ZM237 259H235V260H237ZM260 259H259V261L262 262ZM36 260H38V259H36ZM40 260H41V259H40ZM239 260H238V262H239ZM259 261H258V262H259ZM263 261H264V260H263ZM243 262H245V261H243ZM248 262L250 263L251 261H248ZM57 263H58V264H61V261L59 260V261H57ZM254 263H256V262H253V264H254ZM235 264H236V263H235ZM237 264H238V263H237ZM242 264H243V263H242ZM245 264H246V263H245Z\"/></svg>",
  "mask_w": 264,
  "mask_h": 264
}]
</instances>
